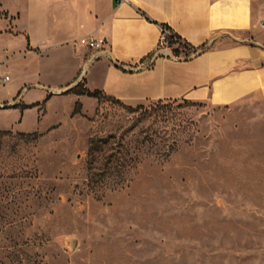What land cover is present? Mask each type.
<instances>
[{
  "label": "rangeland",
  "instance_id": "1",
  "mask_svg": "<svg viewBox=\"0 0 264 264\" xmlns=\"http://www.w3.org/2000/svg\"><path fill=\"white\" fill-rule=\"evenodd\" d=\"M30 1L0 0V264H264V94L51 95L31 85L60 65L26 52Z\"/></svg>",
  "mask_w": 264,
  "mask_h": 264
},
{
  "label": "crops",
  "instance_id": "2",
  "mask_svg": "<svg viewBox=\"0 0 264 264\" xmlns=\"http://www.w3.org/2000/svg\"><path fill=\"white\" fill-rule=\"evenodd\" d=\"M31 1L26 52L60 65L55 79L39 74L31 85L51 95L83 85L131 106L177 99L219 106L264 94V0ZM163 26L208 49L189 58L159 51ZM89 35L105 39L107 51L81 45Z\"/></svg>",
  "mask_w": 264,
  "mask_h": 264
},
{
  "label": "trees",
  "instance_id": "3",
  "mask_svg": "<svg viewBox=\"0 0 264 264\" xmlns=\"http://www.w3.org/2000/svg\"><path fill=\"white\" fill-rule=\"evenodd\" d=\"M163 28L170 29L167 26H163ZM168 39H169L170 46H173L174 44H178V47L172 48L173 56H179L182 53L181 48H183L184 50L187 51V53H184L185 58L191 57V54H189V53L196 55V54H200L203 51L208 49L206 47V44H203L199 47H195V46L191 45L190 43L183 40L178 34L174 33L173 31H172V34L169 36ZM154 54L155 53H153L152 55H154ZM69 92H73L77 95H88V96H91V97H94L97 99L107 98V99H110V100L115 101V102H120L114 98L102 95V93L99 91L91 92L88 89L84 88L83 85H78L77 87L68 91V93ZM10 132L11 131H0V134H9ZM105 141L106 140L95 139V138H92L90 140L89 145H88V152H87L88 164L90 165V167H93V165L95 164V162L97 160V156H98L97 154L102 150V144L101 143H103Z\"/></svg>",
  "mask_w": 264,
  "mask_h": 264
},
{
  "label": "built area",
  "instance_id": "4",
  "mask_svg": "<svg viewBox=\"0 0 264 264\" xmlns=\"http://www.w3.org/2000/svg\"><path fill=\"white\" fill-rule=\"evenodd\" d=\"M118 2H122L124 0H117ZM172 34V31L168 28H162V34L159 41V51H164L170 49L169 47V36ZM81 45H84L88 49H94L98 51H107V41L103 38H96L92 35L85 36L79 40Z\"/></svg>",
  "mask_w": 264,
  "mask_h": 264
}]
</instances>
